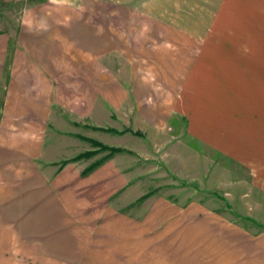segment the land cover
I'll use <instances>...</instances> for the list:
<instances>
[{"label": "crops", "instance_id": "obj_1", "mask_svg": "<svg viewBox=\"0 0 264 264\" xmlns=\"http://www.w3.org/2000/svg\"><path fill=\"white\" fill-rule=\"evenodd\" d=\"M22 17L0 32V264H264L262 230L200 200L128 201L114 158L63 165L84 153L75 124L238 125L260 149L264 0H40Z\"/></svg>", "mask_w": 264, "mask_h": 264}, {"label": "rangeland", "instance_id": "obj_2", "mask_svg": "<svg viewBox=\"0 0 264 264\" xmlns=\"http://www.w3.org/2000/svg\"><path fill=\"white\" fill-rule=\"evenodd\" d=\"M38 1L0 0V32L15 34L24 9ZM247 112L256 116L254 110ZM65 119L68 121L67 117ZM261 122L262 141L259 144L262 146L259 149L257 144L256 151L241 147L245 143L242 136L239 140L226 134L228 126L238 125L200 124L195 130L194 124H184L183 119L175 118L168 128L159 133L150 127H139V138L130 134L120 137L109 134L114 133L110 129H100L89 139L85 137L89 132L80 125L71 126L70 130L78 133L75 137L80 138L84 153L99 150L89 141L94 139L102 145L123 149L122 153L112 158L116 159L130 185H133L125 195L128 201L140 199L148 193L163 195L180 204L200 200L225 212L247 229L264 231V92ZM63 129L64 123L54 127L59 132ZM50 132H53L52 129ZM214 134L220 135L219 143ZM232 142L240 146L241 153L234 148L237 154H230L233 153L230 148ZM108 154L98 153L84 163L93 164ZM69 155L70 152H67L57 159Z\"/></svg>", "mask_w": 264, "mask_h": 264}, {"label": "trees", "instance_id": "obj_3", "mask_svg": "<svg viewBox=\"0 0 264 264\" xmlns=\"http://www.w3.org/2000/svg\"><path fill=\"white\" fill-rule=\"evenodd\" d=\"M134 135L136 136H141L140 133H134ZM95 147H97L99 150H96V151H89V152H85V153H82L78 156H76L75 158L69 160V161H66L64 162L63 165H66L70 162H77V161H80V160H83V159H90L94 156H96L98 153H101V152H109V154L101 159H99L98 161L94 162L93 164H91L87 170L84 172V175H87V174H90L91 172H93L94 170H96L97 168H99L101 165H103L106 161L110 160L112 158L113 155L117 154V153H122L123 152V149H119V148H113V147H108V146H105V145H102L94 140H89ZM153 193H148L146 195H144L143 197H141L138 202H141V201H144L145 199H147L148 197L152 196Z\"/></svg>", "mask_w": 264, "mask_h": 264}, {"label": "clouds", "instance_id": "obj_4", "mask_svg": "<svg viewBox=\"0 0 264 264\" xmlns=\"http://www.w3.org/2000/svg\"><path fill=\"white\" fill-rule=\"evenodd\" d=\"M66 2V0H51V3L53 4H59V3H64ZM21 23H27V24H30V21L29 20H25L23 17L21 18ZM147 30V29H145ZM169 48H171V44L168 45ZM148 78H151L153 80H155V76H152L151 74H149V77H146V79ZM148 102L150 103L151 102V97L148 98Z\"/></svg>", "mask_w": 264, "mask_h": 264}]
</instances>
